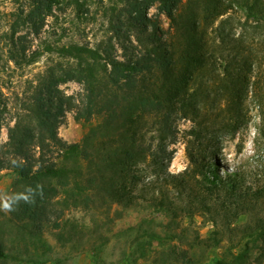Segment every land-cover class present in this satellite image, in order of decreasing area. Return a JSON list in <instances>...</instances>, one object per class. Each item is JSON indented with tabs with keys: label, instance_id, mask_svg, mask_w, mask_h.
Wrapping results in <instances>:
<instances>
[{
	"label": "trees",
	"instance_id": "16d2710c",
	"mask_svg": "<svg viewBox=\"0 0 264 264\" xmlns=\"http://www.w3.org/2000/svg\"><path fill=\"white\" fill-rule=\"evenodd\" d=\"M28 1L25 19L38 35L50 3ZM154 3L168 17L167 29L158 13L147 14ZM109 27L114 36L95 47L45 46L67 61L33 86L26 122L5 125L0 170L18 173L10 198L33 189L8 220L38 236L58 231L66 243L74 241L62 231L67 210L90 211L98 203L108 218L115 205L146 202L172 219L201 215L215 225V233L193 243L194 254L174 245L164 263L201 264L208 250L221 247L222 264H264V0H125ZM17 53L29 64L41 52L28 54L20 44ZM67 80L82 91L65 94L58 86ZM250 104L260 120L257 167L221 174L212 161L218 144L246 124ZM66 109H77V120L97 118L79 142L58 135ZM181 119L191 122L188 129L180 130ZM180 133L188 164L172 172ZM46 153L57 159L46 162ZM2 234L0 227V264L7 257ZM251 242H257L253 258Z\"/></svg>",
	"mask_w": 264,
	"mask_h": 264
},
{
	"label": "rangeland",
	"instance_id": "374dc122",
	"mask_svg": "<svg viewBox=\"0 0 264 264\" xmlns=\"http://www.w3.org/2000/svg\"><path fill=\"white\" fill-rule=\"evenodd\" d=\"M44 7L45 19L35 34L26 21L32 8L28 0H0V116L3 127L0 145L7 140V124L13 125L18 118L27 120V103L30 102L34 85L38 84L47 69L59 62H66L55 52L45 51L47 44L53 47L88 45L95 47L114 36L109 24L111 17L122 8L125 0H48ZM157 3L147 9L149 16L158 13ZM242 17L243 13L237 11ZM160 25L167 29L169 19L164 12L158 13ZM116 42L115 37L112 39ZM20 44H25L27 53L38 50L40 55L32 63H24L18 55ZM117 55L122 49L117 47ZM16 58L15 61L13 58ZM102 75V74H100ZM65 94L77 95L82 85L74 80L61 82L58 86ZM248 120L235 135L224 136L218 144L219 153L213 163L221 174L225 171L256 169L255 148L258 137L259 117L250 104ZM77 109H66L59 117L58 135L68 143L79 142L88 127L97 121L95 116L80 120L75 118ZM189 120L178 121L180 130L188 129ZM186 138L178 135L172 144L175 155L169 169L183 170L187 164ZM56 160L57 155L46 153L44 160ZM40 162L38 158L37 164ZM18 173L9 169L0 170V227L5 239L7 257L4 264H167L162 255L174 245L178 250L194 254L193 243L215 233V225L207 217L196 215L192 219L181 216L172 219L168 213L155 210L143 202L132 207L113 206L109 217L104 216L105 207L98 203L92 210L75 208L67 210L62 231L74 234V241L60 242L58 231H45L43 235L26 232L14 226L7 218L3 202L12 195ZM120 212V217L117 214ZM239 222L231 224L235 228ZM104 221L109 224L105 225ZM227 241L224 245H228ZM251 242V258L257 252ZM223 248L208 250L201 264H222ZM172 264L180 262L169 260Z\"/></svg>",
	"mask_w": 264,
	"mask_h": 264
},
{
	"label": "clouds",
	"instance_id": "9594fccd",
	"mask_svg": "<svg viewBox=\"0 0 264 264\" xmlns=\"http://www.w3.org/2000/svg\"><path fill=\"white\" fill-rule=\"evenodd\" d=\"M33 193V189L29 188L27 190V194L17 195L15 197L5 199L3 202V209L5 211L11 212L14 210L13 205L18 203L20 200H24L25 202H30V196Z\"/></svg>",
	"mask_w": 264,
	"mask_h": 264
}]
</instances>
